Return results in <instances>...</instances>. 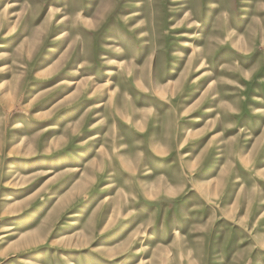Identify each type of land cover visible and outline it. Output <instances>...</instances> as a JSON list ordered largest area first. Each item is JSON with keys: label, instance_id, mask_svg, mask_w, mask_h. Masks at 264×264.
<instances>
[{"label": "rangeland", "instance_id": "obj_1", "mask_svg": "<svg viewBox=\"0 0 264 264\" xmlns=\"http://www.w3.org/2000/svg\"><path fill=\"white\" fill-rule=\"evenodd\" d=\"M0 264H264V0H0Z\"/></svg>", "mask_w": 264, "mask_h": 264}, {"label": "bare ground", "instance_id": "obj_2", "mask_svg": "<svg viewBox=\"0 0 264 264\" xmlns=\"http://www.w3.org/2000/svg\"><path fill=\"white\" fill-rule=\"evenodd\" d=\"M23 241V240H22ZM23 243V242H22ZM22 245V244H21Z\"/></svg>", "mask_w": 264, "mask_h": 264}]
</instances>
